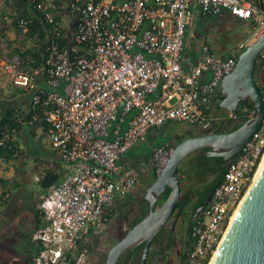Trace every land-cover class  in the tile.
Wrapping results in <instances>:
<instances>
[{
  "label": "built area",
  "instance_id": "built-area-1",
  "mask_svg": "<svg viewBox=\"0 0 264 264\" xmlns=\"http://www.w3.org/2000/svg\"><path fill=\"white\" fill-rule=\"evenodd\" d=\"M53 1L35 5L49 23ZM72 11L78 22L70 47L52 49L44 76L0 62V78L27 89L30 104L41 109L49 146L67 170L38 203L43 223L31 234L32 264H91L106 212L137 187L122 160L149 132L173 122L215 133L252 115L247 107L237 114L213 106L238 56L264 35V0H73ZM196 11L228 12L251 30L228 55L214 53L206 41L200 59L191 61L186 34ZM17 23L26 33L28 22ZM260 55L264 61V48ZM172 151L153 148L149 167L157 176ZM263 158L264 118L192 224L182 264L211 263Z\"/></svg>",
  "mask_w": 264,
  "mask_h": 264
},
{
  "label": "trees",
  "instance_id": "trees-1",
  "mask_svg": "<svg viewBox=\"0 0 264 264\" xmlns=\"http://www.w3.org/2000/svg\"><path fill=\"white\" fill-rule=\"evenodd\" d=\"M0 2V62H15L20 68L28 72L42 70V75L44 76L46 62L52 49L54 47H57V49H68L70 47L68 23H72L76 16V13L72 11L73 0L53 1L52 6H54V8L51 9L53 21L51 23L45 21L42 13L35 9L37 0H0ZM64 17H67V19ZM18 19H24L28 22V30L26 33H24L22 28L18 25ZM11 33L15 36L14 41L7 39L8 34ZM262 67H264V61L259 62L256 67L255 76ZM256 83L264 94V85L258 83L257 80ZM24 95H28L27 89L15 87L4 78H0V170L3 172L8 171L10 167L13 168L16 162L21 161L26 156V150L20 144V138L26 128H28L32 138L36 137L37 132L35 128H39L44 136L47 135L48 128L43 121L40 108H33L30 103L26 107L16 106L18 105V99ZM220 100H222L221 91L218 102H216L217 109H220ZM252 106V103L249 101L247 108L250 111H252ZM240 107L244 108L243 105ZM240 110L236 113L239 114ZM247 120L248 118L243 117L239 119V122L230 130L224 131L223 129H219L215 132L227 133L235 131ZM176 145L177 144L169 146L175 148ZM206 152L207 149L197 151L188 156V158L192 157V162L190 169L184 172L186 181H188L190 185H196V187L194 189L191 187L192 190H188L187 192H183V188H181L178 208L180 209L183 206H188L193 197L196 196L197 201L192 208L191 226L195 222L193 216L196 210L205 201L211 190L220 182L226 171V168H222L223 161L221 158H209ZM53 153L56 154L55 151H53ZM182 166L183 165H180L178 169L181 185L183 182L181 178L183 171ZM150 178L152 182L156 180L157 175L155 172L150 174ZM61 179L60 167L58 164H55L54 169L45 170L44 173L39 176L37 183L42 191L48 192ZM0 182H3V180L0 179ZM169 193L170 190L161 197L158 206L163 204ZM6 203L4 195L0 196V214L2 213V209L6 206ZM148 207V202L143 200L128 230L126 232L119 231V240L124 238L133 226L137 225L147 216ZM115 214L116 210L115 206H113L106 212L103 224L107 225L111 222ZM34 217L36 219L37 229L43 223L42 215L39 210L35 212ZM163 238H165V234L161 231L152 242L151 249H156L157 255L160 253L161 247V241L159 239L162 240ZM117 242L118 240H116V243ZM143 247L144 244H139L129 249L122 255L119 264H139ZM170 247L171 246H167L164 250L168 251ZM189 248L190 246L187 247L182 256V263ZM148 256H150V252ZM32 258L29 260V264H32Z\"/></svg>",
  "mask_w": 264,
  "mask_h": 264
},
{
  "label": "water",
  "instance_id": "water-1",
  "mask_svg": "<svg viewBox=\"0 0 264 264\" xmlns=\"http://www.w3.org/2000/svg\"><path fill=\"white\" fill-rule=\"evenodd\" d=\"M78 22V16L69 24L71 39ZM264 48V35L238 56L234 70L221 83L222 100L219 108L237 112L241 105L252 103V115L238 129L232 132H206L190 136L173 148L167 165L145 193L148 214L114 245L108 253L106 264H119L122 255L132 247L144 244L140 263L147 264L152 242L177 213L181 197L178 169L191 154L208 149L209 158H221L222 168H229L245 144L256 134L264 118V94L255 79V71ZM218 185V184H217ZM216 185V186H217ZM214 187L205 201L196 210L193 219L198 218L211 201ZM170 190L167 199L158 207L161 197ZM210 264H264V165L238 207L230 226L225 232Z\"/></svg>",
  "mask_w": 264,
  "mask_h": 264
},
{
  "label": "rangeland",
  "instance_id": "rangeland-1",
  "mask_svg": "<svg viewBox=\"0 0 264 264\" xmlns=\"http://www.w3.org/2000/svg\"><path fill=\"white\" fill-rule=\"evenodd\" d=\"M249 30L250 29L247 26L243 27L240 25H235V29L234 30L232 29V32L229 35L230 40L228 41V43H225L226 47L227 48L231 47V45L234 46L237 42H239V40H241L245 35H247V32ZM255 79L257 80L258 83L264 85L263 69H259V72L255 76ZM29 103H30L29 97H23L17 101L18 105L16 106L26 107L27 105H29ZM216 104H214L213 106V111H215L216 113H220L221 109H217ZM35 130L37 133H36V137L33 138L31 137L28 128H26V130L22 133V136L20 138V144L26 150V156L21 161L16 162L15 166H13L15 178L21 176V179H19V182H21V189H22L21 191L23 193H26L28 196L31 195L37 196L42 191L37 183L39 176L42 175L45 170L54 169L56 164L55 162H53L54 153L49 146L47 137L44 136V134L42 133V131H40L39 128H35ZM205 130L206 129L204 128L187 129L182 124L173 123V122L169 123L167 124L166 128L160 129L158 131L159 135H157L155 139L150 140L148 142V146L146 143L138 144L134 148H132L125 157L132 164L133 171L135 173L139 172L142 181H146V180L148 181L149 179L147 185V189H148V187L151 185L150 183L152 182L150 178V174L153 173V170L149 167L150 155L147 154L148 147L163 145V144H169L170 146H173L175 145V143L173 144L172 139H171L172 143L170 142V138L172 136L179 135L182 139L189 137L191 135L200 136L204 134ZM191 162H192V157L186 158L181 163V165H183L182 166L183 171L181 175V178L183 180L181 188H183V192L192 190L191 187H193V189L196 187V185H190L189 182L186 181V179L184 178V172L190 169ZM143 164H146V167L142 166ZM196 201H197L196 196H194L190 202L192 207L194 206ZM126 204L127 203H123V206ZM117 206H115L116 214L114 219L111 222H109L107 225L103 224L101 227V230L107 229L112 233L110 236H108L107 239L105 238V241H103V245L98 247L97 249V251L99 250L100 252H102V254L99 256V258L101 259L100 264H106V257L108 256L109 251L116 243V240L119 241L118 238L119 231L126 232L128 230L129 225L131 224L130 220L134 215L137 214V212L136 214L134 212L129 216H125V212L122 213L120 211V208L122 209L123 207H120L118 209ZM184 213H186V211ZM7 222H8V226L11 228V234H12V236L8 240V245L10 247V250H8L7 253L2 252L3 254L0 251V264H21L16 262L15 259L17 255H20L19 257H22L21 254H23L24 252L26 243H24L22 237L20 238L19 236H16V234L17 233L18 235L21 234L23 230L22 227L18 225V218L16 219L14 216H10V218L7 219ZM14 231L16 234L14 233ZM0 239H1V234H0ZM148 257H149L148 260L149 264H154L157 261L156 259L158 257L156 254V249L154 248L150 249V256ZM22 261H24V258ZM91 264H93V262Z\"/></svg>",
  "mask_w": 264,
  "mask_h": 264
},
{
  "label": "flooded vegetation",
  "instance_id": "flooded-vegetation-1",
  "mask_svg": "<svg viewBox=\"0 0 264 264\" xmlns=\"http://www.w3.org/2000/svg\"><path fill=\"white\" fill-rule=\"evenodd\" d=\"M184 126L187 129L199 128V127L187 126V125H184ZM166 127H167V125L163 126L162 129L166 128ZM206 132H208V131L205 130L204 133H206ZM189 137L182 140V138L179 135H175V136H172L170 138V142L172 139L173 144L174 143L179 144L180 142L188 139ZM146 144L148 146L147 142H146ZM154 147L155 146H149L148 147V153L147 154L150 155V159H151V153H152V150ZM208 151L209 150L207 149V152ZM149 163H150V161H149ZM133 173L137 178V182H138L137 187L132 192H130L126 196H124L123 198L117 199L115 202V206L118 205L117 206L118 209L120 207H123L122 209L120 208V211L122 213L125 212V216H129V215L133 214L134 212L136 214V212H138L140 205H141V202L143 200H145L144 197H145V193L147 191V185H148V181H149V179H148V181L147 180L142 181V178H141L139 172L135 173L133 171ZM38 203H39V198L32 196L28 200L25 201V208L28 211H32L35 214L36 208L38 207ZM123 203H127V204L123 206ZM181 208H182V212L179 215L178 219H175V217L177 215V213H176L174 215L173 219L171 221H169V223L162 230L163 233L165 234V238H163L162 240L159 239L161 241L160 253H158V255H157L158 257L156 259L157 261L154 264H159V263L160 264H182V256H183L185 250L187 249V247L191 245L189 234H190V229H191L192 208L193 207L191 204H188V206H186V207L183 206ZM185 211H186V213H184ZM13 216L14 217L17 216L16 211H13ZM135 217H136V215H134L132 217V219L130 220L131 223ZM5 218H6V216H3L0 218V224H1L0 225V234H1L0 251H1V253L2 252L7 253L8 250H10V247L8 245V240L12 236L11 228L8 226V222L6 221ZM125 218H127V217H125ZM22 219L18 220V225L20 227H22V230H23L22 233L19 235H18V233L16 234L15 231H14V233L16 234V236H19L20 238L22 237V240H24V243H26V247L24 249V252L21 255L24 258L23 264H27L26 262H28L36 252V246L31 242V234H32L33 230L35 229V227L37 226V223H36L35 217H34V224L32 222L22 220ZM111 233L112 232L107 230V229L99 231V233L97 234V236L94 240L95 250L90 255L91 263L92 262H93V264H100L101 263V259L99 258V256L102 254V252H100L99 250L97 251V249H98V247L103 245V241H105V238L107 239L108 236L111 235ZM167 246H171L170 250H168V251L164 250ZM106 259H107V257H106ZM15 261L20 262L17 260V258L15 259ZM103 262H104V259H103ZM147 264H149L148 261H147Z\"/></svg>",
  "mask_w": 264,
  "mask_h": 264
},
{
  "label": "crops",
  "instance_id": "crops-1",
  "mask_svg": "<svg viewBox=\"0 0 264 264\" xmlns=\"http://www.w3.org/2000/svg\"><path fill=\"white\" fill-rule=\"evenodd\" d=\"M64 18L67 19V17ZM235 25H240L243 27L247 26L251 30L250 24L240 21L228 12H223L218 16L209 17L203 16L199 13V11H196L193 24L188 29L186 34L185 58L194 62L198 61L201 57L200 47L206 41L209 43L214 53L221 56L228 55L231 52L233 46L231 45V47L227 48L225 43H228V41L230 40L229 35L231 34L232 29H235ZM7 39L10 41H14L15 36L12 33L8 34ZM262 69L264 70V67H262ZM38 81L42 84L43 77L38 76ZM23 97H29V94L21 96L19 99ZM160 129L149 132L147 143L150 140L155 139V137L159 135L158 131ZM53 162L59 165L61 176L63 178L67 174V170L61 165L57 154H54ZM122 163L128 165L130 168L132 167V164L126 159V157L123 158ZM0 179L3 180V182H0V196L4 195V200L7 202L6 206L2 209L0 218L6 216L5 219L7 221L10 216H13V211H16V219L18 218V220H20L23 218L22 220H26L34 224V213L32 211H28L25 208V201L32 197V195L28 196L26 193H23L21 191V182H19L21 176L15 178L13 168L10 167V169L6 172L0 170ZM46 193L47 191H41L37 196L33 195V197H38L40 200ZM36 211H38V207L36 208ZM19 256L20 255L16 256L17 260L20 261L18 263H22L23 257ZM26 263L29 264V261Z\"/></svg>",
  "mask_w": 264,
  "mask_h": 264
},
{
  "label": "bare ground",
  "instance_id": "bare-ground-1",
  "mask_svg": "<svg viewBox=\"0 0 264 264\" xmlns=\"http://www.w3.org/2000/svg\"><path fill=\"white\" fill-rule=\"evenodd\" d=\"M169 161V160H168ZM168 161H167V163H168ZM167 163L165 164V166L167 165ZM263 165H264V158H263V160H262V162H261V164H260V167H259V169H258V171H257V173H256V176H255V179H254V182H255V180H256V178H257V176L259 175V173H260V171H261V169H262V167H263ZM164 166V167H165ZM164 169V168H163ZM162 169V170H163ZM161 173V172H160ZM252 186V185H251ZM251 188V187H250ZM250 188H249V190H250ZM240 207V206H239ZM237 210H238V208H237ZM237 210H236V212H237ZM235 212V213H236ZM235 215V214H234ZM234 215L232 216V218H231V220H230V222H229V224H228V227H227V229H226V232H227V230H228V228H229V226H230V223H231V221H232V219H233V217H234ZM195 220V219H194ZM225 233V232H224ZM226 234V233H225ZM225 236V235H224ZM216 252V251H215Z\"/></svg>",
  "mask_w": 264,
  "mask_h": 264
},
{
  "label": "clouds",
  "instance_id": "clouds-1",
  "mask_svg": "<svg viewBox=\"0 0 264 264\" xmlns=\"http://www.w3.org/2000/svg\"><path fill=\"white\" fill-rule=\"evenodd\" d=\"M71 40V39H70Z\"/></svg>",
  "mask_w": 264,
  "mask_h": 264
}]
</instances>
